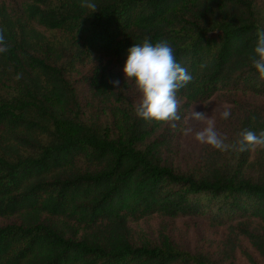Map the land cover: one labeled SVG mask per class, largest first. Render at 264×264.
<instances>
[{
    "label": "trees",
    "instance_id": "obj_1",
    "mask_svg": "<svg viewBox=\"0 0 264 264\" xmlns=\"http://www.w3.org/2000/svg\"><path fill=\"white\" fill-rule=\"evenodd\" d=\"M82 2L0 0V264H264V148L199 142L191 165L174 161L195 105L231 104L225 144L264 131L250 59L264 0ZM145 40L192 76L175 129L136 115L123 66ZM179 218L214 239L193 248Z\"/></svg>",
    "mask_w": 264,
    "mask_h": 264
},
{
    "label": "clouds",
    "instance_id": "obj_2",
    "mask_svg": "<svg viewBox=\"0 0 264 264\" xmlns=\"http://www.w3.org/2000/svg\"><path fill=\"white\" fill-rule=\"evenodd\" d=\"M81 7H87L95 12L97 6L89 0H83ZM256 36L257 40L250 59L259 77L264 79V29L257 28ZM7 51L8 46L4 40L3 30H0V53ZM127 53L123 73L126 78L135 79L136 86L142 94L135 109L136 115L146 121L166 122L169 127L175 129L176 122L181 120L177 92L191 82V74L176 62L173 49L166 40L155 44L145 40L142 44L129 47ZM16 78L19 79V75ZM110 82L119 87V80ZM230 114V107H226L220 114L221 119H227ZM189 118L203 121L206 116L203 112L193 110ZM252 119L255 117L253 116ZM191 131V128L183 129L186 135ZM240 137L235 145L225 144V138L216 131L212 121H209L208 126L203 130L195 133V139L198 142L221 151L236 148L237 145L240 152L256 147L264 148V131L257 134L254 131L245 130L240 133Z\"/></svg>",
    "mask_w": 264,
    "mask_h": 264
},
{
    "label": "rangeland",
    "instance_id": "obj_3",
    "mask_svg": "<svg viewBox=\"0 0 264 264\" xmlns=\"http://www.w3.org/2000/svg\"><path fill=\"white\" fill-rule=\"evenodd\" d=\"M226 107H230L231 112V104L222 102L219 99H213L210 102L195 105L190 110V114L193 110L197 112H203L206 118L203 121H197L194 119H190L189 114L188 125L192 123L197 128V131H201L208 126L209 121H212L216 131L218 133H222V131L224 130V123L228 118H230L229 116L227 119H221L220 114L225 110ZM182 148L183 151L175 157L174 161L181 163L182 165H191L193 161L198 157L197 153L200 148V144L195 139V135L184 136L182 140ZM172 225V232L175 234V236L181 238V236L183 235L187 239H190V242L187 243L190 244L193 248L195 246H201V243L209 240L210 238L214 239V235L210 233L212 231V227L208 220L202 218H179L176 219L172 223ZM203 232H205V235H201ZM219 232L220 233L217 235V237H220V235L223 233V228H221Z\"/></svg>",
    "mask_w": 264,
    "mask_h": 264
}]
</instances>
